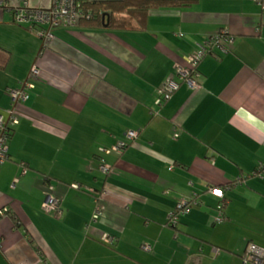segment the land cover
<instances>
[{"label":"crops","instance_id":"0c3cea01","mask_svg":"<svg viewBox=\"0 0 264 264\" xmlns=\"http://www.w3.org/2000/svg\"><path fill=\"white\" fill-rule=\"evenodd\" d=\"M0 1V107L34 84L0 164V264H244L249 243L264 251V0L157 10L141 30L65 25L48 41L13 8L53 0ZM219 36L199 86L163 99ZM131 129L124 151H105Z\"/></svg>","mask_w":264,"mask_h":264},{"label":"built area","instance_id":"2783aa9c","mask_svg":"<svg viewBox=\"0 0 264 264\" xmlns=\"http://www.w3.org/2000/svg\"><path fill=\"white\" fill-rule=\"evenodd\" d=\"M2 2L0 1V5ZM82 10L79 8V0H53L52 6L43 8H33L29 4L16 6L13 8L14 20L16 23L28 25L45 41L51 40L55 37L54 30L61 26H76L79 24ZM227 39L234 41L233 37H226ZM220 43V36L211 39L206 45H202L199 51H196L191 55L190 61L192 63L191 68H184L180 71L179 80H173L169 84V91L165 93L163 99H167L171 96V92L180 87L181 82H187L191 87H198L199 82L197 78L198 71L196 70L201 59L213 51L214 47ZM212 46H211V45ZM223 50H227L223 47ZM40 68L34 64L30 76H38ZM34 88L32 82H26L22 87L10 88L7 92L5 101L0 107V164L5 163L9 159V138L7 135V127L10 120L11 123L16 121L15 108L20 101H26L30 98L29 90L25 87ZM127 140L117 141L111 148L105 149L106 152L121 153L124 151L129 142L134 140L137 135V130H129L126 133ZM101 168L103 172L108 173L111 166L105 161L102 162ZM212 192L220 197H224V190L221 188L212 189ZM59 200L54 197H49L44 203V209L47 211H53L59 209ZM191 203L181 202L178 211L187 212L190 210ZM102 205L97 204L94 219H98L102 213ZM175 213V216L178 215ZM104 241L107 243L112 242L113 237L108 234L104 235ZM145 248L150 249L149 245ZM244 264H264V251L256 243L251 242L248 245L247 251L244 255Z\"/></svg>","mask_w":264,"mask_h":264},{"label":"trees","instance_id":"16d2710c","mask_svg":"<svg viewBox=\"0 0 264 264\" xmlns=\"http://www.w3.org/2000/svg\"><path fill=\"white\" fill-rule=\"evenodd\" d=\"M199 1L201 0H79V8L83 12L80 16L79 24L88 27L109 26L116 29L141 30L146 28L152 12L162 9L186 8ZM26 82H30V80L27 79L19 87L25 85ZM25 88L29 90L31 96L33 88L29 89L27 86ZM28 100L20 101L19 103H25ZM11 122L12 119L7 127L9 141L14 131V123ZM223 201L225 206L227 198H224Z\"/></svg>","mask_w":264,"mask_h":264},{"label":"bare ground","instance_id":"6f19581e","mask_svg":"<svg viewBox=\"0 0 264 264\" xmlns=\"http://www.w3.org/2000/svg\"><path fill=\"white\" fill-rule=\"evenodd\" d=\"M191 62V61H190Z\"/></svg>","mask_w":264,"mask_h":264}]
</instances>
